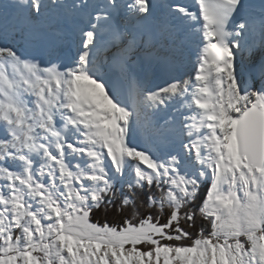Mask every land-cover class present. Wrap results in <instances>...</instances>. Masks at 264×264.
Returning <instances> with one entry per match:
<instances>
[{"label":"snow or ice","instance_id":"snow-or-ice-1","mask_svg":"<svg viewBox=\"0 0 264 264\" xmlns=\"http://www.w3.org/2000/svg\"><path fill=\"white\" fill-rule=\"evenodd\" d=\"M194 8L0 0V264H264V0Z\"/></svg>","mask_w":264,"mask_h":264},{"label":"trees","instance_id":"trees-1","mask_svg":"<svg viewBox=\"0 0 264 264\" xmlns=\"http://www.w3.org/2000/svg\"><path fill=\"white\" fill-rule=\"evenodd\" d=\"M92 222H99L100 224H103L105 222L109 223L110 225H118L122 223V217L117 215L116 213L109 211L108 213H105L103 211L95 212L91 216ZM204 222V223H203ZM204 227L205 231H209V226L206 221H197V225L194 229H189L194 235L199 232L201 227Z\"/></svg>","mask_w":264,"mask_h":264},{"label":"bare ground","instance_id":"bare-ground-1","mask_svg":"<svg viewBox=\"0 0 264 264\" xmlns=\"http://www.w3.org/2000/svg\"><path fill=\"white\" fill-rule=\"evenodd\" d=\"M189 71H191V67H189V69H188ZM204 223V222H203Z\"/></svg>","mask_w":264,"mask_h":264}]
</instances>
